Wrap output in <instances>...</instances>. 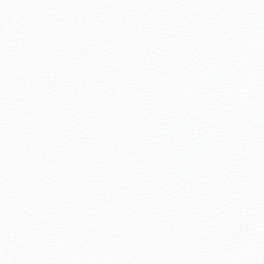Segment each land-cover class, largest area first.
Here are the masks:
<instances>
[{"label": "snow or ice", "instance_id": "snow-or-ice-1", "mask_svg": "<svg viewBox=\"0 0 264 264\" xmlns=\"http://www.w3.org/2000/svg\"><path fill=\"white\" fill-rule=\"evenodd\" d=\"M0 264H264V0H0Z\"/></svg>", "mask_w": 264, "mask_h": 264}]
</instances>
